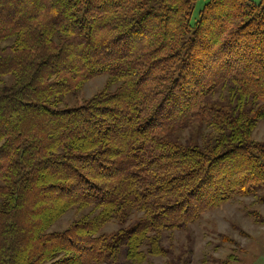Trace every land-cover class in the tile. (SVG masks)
Listing matches in <instances>:
<instances>
[{"label":"trees","instance_id":"trees-1","mask_svg":"<svg viewBox=\"0 0 264 264\" xmlns=\"http://www.w3.org/2000/svg\"><path fill=\"white\" fill-rule=\"evenodd\" d=\"M196 1L0 0V264H140L264 182V0H210L191 26ZM100 76L116 91L59 107ZM220 87L229 107L208 101ZM189 122L212 141L176 144Z\"/></svg>","mask_w":264,"mask_h":264},{"label":"rangeland","instance_id":"rangeland-1","mask_svg":"<svg viewBox=\"0 0 264 264\" xmlns=\"http://www.w3.org/2000/svg\"><path fill=\"white\" fill-rule=\"evenodd\" d=\"M249 1L259 4L262 0ZM208 2L210 0H197L193 4L189 20L191 26L198 21L201 10ZM187 33L181 41L183 47L191 35L190 31ZM118 85L105 76L93 78L79 90L65 96L59 107H81L100 93L115 92ZM208 101L219 108L229 107L228 89H216ZM209 132L199 122H189L174 132L173 141L184 147L201 146L203 141H212ZM250 138L253 145L260 146L264 151V118L256 124ZM130 211L121 221L108 223L100 233L107 237L117 236L120 227L127 229L143 217L141 212ZM88 212L90 209L67 212L51 232L68 229ZM160 247L163 252L157 257L147 256V250L142 248L146 259L140 264H264V182L250 186L248 196L232 199L217 209L205 212L192 224L163 232ZM105 264L134 263L120 257L116 263L109 259Z\"/></svg>","mask_w":264,"mask_h":264}]
</instances>
